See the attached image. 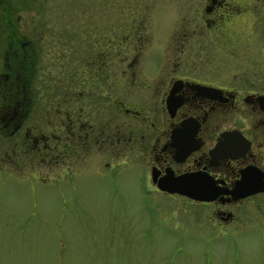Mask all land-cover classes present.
Returning a JSON list of instances; mask_svg holds the SVG:
<instances>
[{
	"label": "flooded vegetation",
	"instance_id": "flooded-vegetation-1",
	"mask_svg": "<svg viewBox=\"0 0 264 264\" xmlns=\"http://www.w3.org/2000/svg\"><path fill=\"white\" fill-rule=\"evenodd\" d=\"M34 1L78 33L111 21L93 36H23L14 21L0 36V168L136 166L214 229L247 198L264 215V0ZM193 176L212 199L156 186ZM238 184L258 189L233 197Z\"/></svg>",
	"mask_w": 264,
	"mask_h": 264
},
{
	"label": "rangeland",
	"instance_id": "rangeland-1",
	"mask_svg": "<svg viewBox=\"0 0 264 264\" xmlns=\"http://www.w3.org/2000/svg\"><path fill=\"white\" fill-rule=\"evenodd\" d=\"M36 7L2 0L0 36L14 21L23 36L38 27L37 34L93 36L111 21L90 15L78 33L77 19L68 29ZM8 165L0 169V264H264V215L252 197L234 208L240 222L214 229L199 202L151 190L136 166L63 174Z\"/></svg>",
	"mask_w": 264,
	"mask_h": 264
},
{
	"label": "water",
	"instance_id": "water-1",
	"mask_svg": "<svg viewBox=\"0 0 264 264\" xmlns=\"http://www.w3.org/2000/svg\"><path fill=\"white\" fill-rule=\"evenodd\" d=\"M191 179L189 178L187 181L186 178L163 179V180H158L156 186L159 189L165 190L167 192H178V193L186 194L195 199L209 200L213 198L215 193L211 191L209 184L202 182L199 183L193 182L198 179L196 176H193ZM257 189L258 188L256 187L249 188L246 185L238 184L235 185L234 187L236 193L233 194V197L244 196L249 193L255 192Z\"/></svg>",
	"mask_w": 264,
	"mask_h": 264
}]
</instances>
